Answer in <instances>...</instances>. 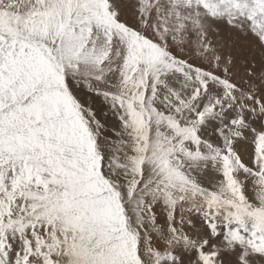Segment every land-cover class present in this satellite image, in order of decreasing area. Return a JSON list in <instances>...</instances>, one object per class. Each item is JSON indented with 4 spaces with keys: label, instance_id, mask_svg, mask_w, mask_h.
Instances as JSON below:
<instances>
[{
    "label": "snow or ice",
    "instance_id": "obj_1",
    "mask_svg": "<svg viewBox=\"0 0 264 264\" xmlns=\"http://www.w3.org/2000/svg\"><path fill=\"white\" fill-rule=\"evenodd\" d=\"M0 264H264V0H0Z\"/></svg>",
    "mask_w": 264,
    "mask_h": 264
}]
</instances>
